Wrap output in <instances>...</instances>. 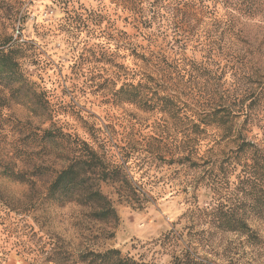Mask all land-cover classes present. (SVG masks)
Returning a JSON list of instances; mask_svg holds the SVG:
<instances>
[{"label":"rangeland","instance_id":"obj_1","mask_svg":"<svg viewBox=\"0 0 264 264\" xmlns=\"http://www.w3.org/2000/svg\"><path fill=\"white\" fill-rule=\"evenodd\" d=\"M165 1L178 0H0V50L24 44L19 69L44 105L33 112L0 84V264H84V252L107 249L138 264H173L185 252L208 264H264V250L211 218L219 204L237 216L246 211L264 242V220L249 207L258 193L252 162L210 166L205 142L178 162L186 154L174 149L179 138L167 139L171 150L157 146L173 127L151 96L152 88L199 109L239 103L264 82V25L243 23L234 38L212 17H191L183 44L165 33ZM206 32L213 43L204 48ZM131 87L146 106L119 94ZM256 108L248 135L255 142L264 138V107ZM62 135L89 144L115 172L117 182L100 185L115 220L94 222L89 208L50 200V171L30 177L40 166H63ZM9 168L29 180L6 178Z\"/></svg>","mask_w":264,"mask_h":264},{"label":"trees","instance_id":"obj_2","mask_svg":"<svg viewBox=\"0 0 264 264\" xmlns=\"http://www.w3.org/2000/svg\"><path fill=\"white\" fill-rule=\"evenodd\" d=\"M165 16L169 18L170 25L165 33H172V38L183 44L189 42V35L184 30L186 20L196 17L202 22L208 18H213L212 25L220 30L221 35L226 33L229 36H239L241 26L245 24L261 23L264 25V0H178L175 3L165 1ZM151 16L155 17V10L151 9ZM10 15L16 18L17 12L10 10ZM153 18L149 23L152 24ZM205 33L203 42L199 46L210 47L213 38ZM210 38V39H209ZM211 42V43H210ZM24 44L14 42L8 45L6 50H0V84L9 88L16 97L28 100L34 111L44 107L41 104V93L37 84L26 78L21 72L18 60L22 57ZM131 87L130 92H124V88L119 89V94H124L125 101L129 103H142L146 106L147 101ZM152 109L159 107L158 111L165 113L173 127V134L170 136L167 131L162 138L155 141L157 146L168 150L167 139L176 142L175 150H180L185 155L179 156L178 162L189 160L191 155L197 153L198 146L205 142L206 151L210 157L207 164L214 166L219 164L220 168L239 166L241 163L246 166L247 161L252 162V175L258 185L257 195L253 197L254 206L251 211L257 218L264 220V147H261L263 137L255 142V137L251 139L252 128L256 118L257 106L264 107V82L260 83L255 90L239 103L235 101L219 102L213 106L203 109L183 104L175 96H158L156 90L151 88ZM161 101V106L155 103ZM154 101V102H153ZM226 101V102H225ZM228 102V103H227ZM185 105V106H182ZM167 127H165L166 129ZM164 129V130H165ZM48 142L57 145L54 135L47 132ZM263 136V135H262ZM161 137V136H160ZM60 145L64 151V164L59 170H54L50 166H40L30 175V177L45 176L46 171H50L47 192L48 197L53 202L61 205L82 206L91 210L90 217L94 222H103L108 219H116V213L105 195L101 193L100 185L108 182H117L115 172L109 169L104 159L100 158L96 151L87 143L60 136ZM73 145V146H72ZM172 146V145H170ZM170 148V147H169ZM171 150V148H170ZM70 157V158H68ZM194 163V162H193ZM26 173L13 172L8 169L4 172L6 178H11L17 183H25L29 178ZM250 173L248 172V175ZM224 206L216 205L212 208L211 218L218 223L217 228L223 232L239 233L246 237L247 242L252 246H258L264 250V242L249 227L246 211L237 216L232 211H224ZM79 261L84 264H138L121 252L114 249H107L102 253L87 251L80 255ZM173 264H208L203 260H197L192 254L185 252L180 256L173 257Z\"/></svg>","mask_w":264,"mask_h":264}]
</instances>
